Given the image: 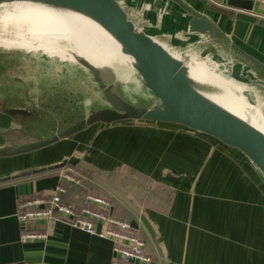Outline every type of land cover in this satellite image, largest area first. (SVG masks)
Here are the masks:
<instances>
[{"label":"crops","instance_id":"1","mask_svg":"<svg viewBox=\"0 0 264 264\" xmlns=\"http://www.w3.org/2000/svg\"><path fill=\"white\" fill-rule=\"evenodd\" d=\"M180 1L215 34L189 31L192 16L173 0L118 3L137 30L158 36L176 56L263 80L264 0ZM7 95L0 105V182L11 181L0 183V264H110L109 240L61 221L47 227L44 240L21 237L19 200L50 193L60 171L77 161L93 170L89 195L107 200V212L130 223L152 264H264V176L239 150L179 124L126 120L95 123L48 147L11 154L37 139L21 134L23 115L3 112L31 114L22 96ZM81 195L67 203L86 206Z\"/></svg>","mask_w":264,"mask_h":264},{"label":"rangeland","instance_id":"2","mask_svg":"<svg viewBox=\"0 0 264 264\" xmlns=\"http://www.w3.org/2000/svg\"><path fill=\"white\" fill-rule=\"evenodd\" d=\"M7 13L13 15L6 16ZM53 16L43 10L19 4L11 3L0 8V105L6 103L4 98L8 97L7 94L19 95L26 100L25 107L31 114L22 116L20 131L30 140L36 138L35 142L51 138L53 130L62 129L78 119L71 107L75 100L86 115L96 109L111 108L91 73L78 62L80 58L83 59L81 54L84 52L76 50L75 43L81 35L79 27L71 24V21ZM151 39L160 41L158 36ZM96 46L87 40L84 47L85 51L88 48L98 54L94 61H98L99 65L95 66L101 71L106 86L113 94L134 107L152 108L160 105L144 86L137 71L123 60L120 50L103 44ZM166 47L172 56H176L170 46ZM65 52L75 53L78 59H64ZM106 52L110 53V58L102 56ZM85 53L89 56L87 51ZM176 57L183 64L199 60L185 55ZM199 61L209 68V71L204 67L202 70L222 79L208 86L217 93L234 98L241 108L237 111L243 112L248 123L264 133L262 80L239 79L232 75L225 64L216 65L202 59Z\"/></svg>","mask_w":264,"mask_h":264},{"label":"water","instance_id":"3","mask_svg":"<svg viewBox=\"0 0 264 264\" xmlns=\"http://www.w3.org/2000/svg\"><path fill=\"white\" fill-rule=\"evenodd\" d=\"M12 1L15 0H0V2ZM43 1L69 6L101 23L123 45L124 51L135 60L137 64L135 70L140 75L142 83L160 105L147 108L127 104L110 91L103 80L101 71L93 63L80 58L78 62L91 73L111 108L96 109L86 115L78 108L77 100H75L71 103L73 112L78 118L74 123L63 127L49 139L15 148L10 152L11 154L36 150L95 123L112 124L123 120L159 121L179 124L218 139L244 154L264 176V133L187 88L182 61L172 56L144 32L137 30L132 21L127 18L118 0ZM173 1L192 16L189 21V31L215 34L210 22L185 6L180 0ZM260 83L264 84V78ZM3 112L12 117L28 115L26 111L20 109H5Z\"/></svg>","mask_w":264,"mask_h":264},{"label":"built area","instance_id":"4","mask_svg":"<svg viewBox=\"0 0 264 264\" xmlns=\"http://www.w3.org/2000/svg\"><path fill=\"white\" fill-rule=\"evenodd\" d=\"M61 178L74 185L81 180L73 174L71 168L60 171ZM66 192L63 185L57 184L50 193L25 198L18 202L17 219L21 224V237L24 240H44L47 227L55 221L64 222L98 238L112 243L113 257L110 264H152V256L146 252L145 244L132 229L129 222L107 212L109 202L95 195L86 197V206L77 209L73 204L65 203L62 195ZM43 223L42 231H27L26 228ZM99 223L101 229L96 230Z\"/></svg>","mask_w":264,"mask_h":264},{"label":"bare ground","instance_id":"5","mask_svg":"<svg viewBox=\"0 0 264 264\" xmlns=\"http://www.w3.org/2000/svg\"><path fill=\"white\" fill-rule=\"evenodd\" d=\"M11 3L25 5L27 7L43 10L54 16L71 21L72 22L71 24L79 27L80 34L82 36L79 34L80 36L77 39L78 42L75 43L76 50H78L80 53L84 51L81 54V57L85 58L90 63H93L96 66L99 65L98 61H94L97 60L98 54L94 53L92 50L91 52L88 48L86 51L88 52L89 56H87L85 53L86 47L84 46L87 40H89L92 44L93 43L96 44L97 45L96 47L103 44L106 46H113L115 50L118 51L120 50V52L122 53V55L121 54L120 55L122 56L123 60L126 63H128L132 68L137 69V64L135 60L132 58L131 55H129L124 51L123 45L115 38L113 34H111V32H109L101 23H99L91 16L83 12H80L76 9L70 8L69 6L60 3L43 1V0H15L12 2H0V8L7 6L8 4ZM12 15L13 14L11 13L6 14V16H12ZM83 37H85L87 40H85ZM107 55H109L107 57L110 58V53ZM64 59H71L73 61H76L78 59V56L73 52H65ZM183 66H184L183 69L186 78L185 84L187 88L203 96L204 98H206L213 104L217 105L218 107H220L221 109L232 115L233 117L248 123L243 112L240 113L239 111H237L240 110L241 108H239L240 105H238V103L235 101L234 98H229L220 93H217L215 90L211 89L208 86V84L214 83L213 81L218 82L222 79L202 70L203 69L202 67H204L205 69H207V71H209V68L202 61L193 60V63H189V64L184 63ZM193 66H198V67L194 68Z\"/></svg>","mask_w":264,"mask_h":264},{"label":"trees","instance_id":"6","mask_svg":"<svg viewBox=\"0 0 264 264\" xmlns=\"http://www.w3.org/2000/svg\"><path fill=\"white\" fill-rule=\"evenodd\" d=\"M67 167L71 168L73 174H75L76 176H78L81 180L79 185H74L71 183H67L65 182L62 178L59 182L60 185H63L66 188V192L64 195H62V200L67 203L68 200H70L71 197H73L74 193H79L82 194L81 197H83V199L89 195L88 191H87V187L88 185H90V181L93 179V170H91L90 168H88L86 166V164L82 161H77L75 163H67L66 164ZM61 169V167H57L55 170H59ZM35 173V172H34ZM33 173V175H41V173L43 172H36L35 174ZM11 181V179H7L5 181H2L0 183H6ZM42 195L40 193L30 196V197H26V198H31L34 196H39ZM25 199V198H22ZM20 199V200H22ZM19 200V201H20ZM44 229V227L36 225L34 227H27L26 230L27 231H42Z\"/></svg>","mask_w":264,"mask_h":264},{"label":"flooded vegetation","instance_id":"7","mask_svg":"<svg viewBox=\"0 0 264 264\" xmlns=\"http://www.w3.org/2000/svg\"><path fill=\"white\" fill-rule=\"evenodd\" d=\"M75 121H76V120H75ZM75 121H74V122H75Z\"/></svg>","mask_w":264,"mask_h":264}]
</instances>
